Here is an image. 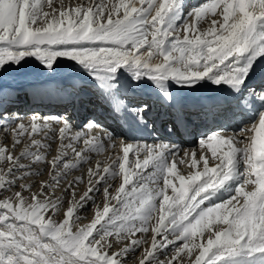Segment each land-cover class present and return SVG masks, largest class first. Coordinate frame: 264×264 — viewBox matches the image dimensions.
<instances>
[{
	"label": "snow or ice",
	"instance_id": "snow-or-ice-1",
	"mask_svg": "<svg viewBox=\"0 0 264 264\" xmlns=\"http://www.w3.org/2000/svg\"><path fill=\"white\" fill-rule=\"evenodd\" d=\"M46 2L52 12L44 11L40 0H0V68L6 64H19L25 57L33 56L52 69L58 57H67L83 66L95 79L110 82L118 69L124 67L136 80H151L168 99L164 84L169 79L181 86H192L200 80L210 79L217 85L225 84L239 92L245 87L256 59L264 55V0H212L194 8L188 14L193 23L185 20L179 28L174 26V20L179 17L171 14L179 10L182 0H138L139 7L136 0H119L111 7L100 0L88 7L65 8L61 4L59 9L53 7L52 0ZM217 8H222V20L212 19V26L207 31H199L197 23L208 13L215 16ZM180 28L184 32L182 38ZM156 57H162V61L153 63ZM248 98H252L253 103L264 104V87L249 88L247 96L238 98L237 104L246 106ZM11 102V94L0 90V108ZM147 109L145 104L140 111ZM6 119L0 113V121ZM46 128L50 130V126L41 123V118L36 115L30 117L27 126L20 122L12 128L17 137L12 147L21 143L20 137ZM72 131L73 126L65 118L59 129L62 147H72L71 143L63 144ZM240 132L254 133L243 148L236 146L244 141L235 135L218 132L202 138L199 146L209 149L211 158L219 162L210 166L207 155L201 154L197 158L193 151L190 167L198 168L202 162V170L187 176L178 174L175 158L179 155V148L176 145L167 142L134 145L122 141V162L119 158L113 161L118 172L115 167H104L101 174V162H97L95 171L89 168L88 191L79 202L73 201L59 224L48 213L56 214L60 205L50 198H39L50 186L46 183H41L39 193H31L29 203L21 191L0 199V264H124L122 258L146 242L136 236L149 232V222L154 214H158V222L151 227L154 233L152 243L144 250L138 264H185V255L188 264H235L241 258L255 260L257 256L264 257V112L259 114L258 125L253 123L250 129ZM81 138L85 145H92L84 151L103 148L102 143L92 144L96 137L89 139L81 131H75L71 139L79 141ZM106 138L112 141L113 135L108 132ZM32 145H40V141L33 138ZM73 151L82 162H86L82 152L74 148ZM130 153L137 156L136 169L151 166L155 171L148 177L130 173L126 167L129 166ZM140 153L146 154L142 161ZM21 156H33L34 163L44 159L29 150L22 152ZM169 157L172 158L171 164ZM0 160L10 162L7 171L0 169V192L8 191L17 180L31 175L25 173L6 179L26 167L20 163V157L7 151V145L0 147ZM61 161L62 156L50 161L53 170L60 168ZM185 162L183 158L179 161L181 164ZM240 164L244 165L243 173L237 172ZM69 167H76V164H63L65 170ZM119 173H123V182L117 197H111V185H108L103 188L105 201L110 197L118 199L129 209L135 205V210L125 214L113 212L109 216L112 209L106 202L103 211L91 224L73 231L75 213L85 208L91 194L98 192L108 175L115 178ZM237 174L242 175L243 180L234 189V195L213 206L201 207L214 191ZM61 175L58 172L54 178L57 183ZM133 175L137 177L136 181L131 179ZM253 176L256 178L252 179ZM169 177L178 180L179 186ZM149 179L154 184L162 180L163 188H149ZM81 181L82 177H78L68 185L73 197L74 184ZM129 184L130 190L126 188ZM248 185L255 187L246 190ZM20 187L30 192L33 186L21 184ZM168 188L173 195L167 194ZM238 198H242V203ZM157 199L162 201L159 205ZM75 218L79 219L78 216ZM214 224L227 227L212 230ZM97 225L103 229L100 239L93 235L94 231L100 230ZM205 231L211 232L206 243L203 242ZM157 236H162V240H157ZM198 236L200 243L196 242ZM111 237L117 242H127L119 251L109 254L103 249L113 247L110 239L106 241ZM177 241H182V246L170 258L161 260L156 257L158 251ZM195 249H199V254L193 257Z\"/></svg>",
	"mask_w": 264,
	"mask_h": 264
},
{
	"label": "bare ground",
	"instance_id": "bare-ground-1",
	"mask_svg": "<svg viewBox=\"0 0 264 264\" xmlns=\"http://www.w3.org/2000/svg\"><path fill=\"white\" fill-rule=\"evenodd\" d=\"M93 2H95V1H93ZM96 2H99V1L97 0ZM136 2H137V7H139L140 5L138 3V0H136ZM204 3H208V2L206 0H192L190 2L189 6L183 9L182 16H178L179 18L174 20V26H177V24L181 23L182 20H183V18H184V16L187 17L188 14L194 8H197L198 6H202ZM87 6H89V5H87ZM218 9L219 8H217V10ZM174 16H176V15H174ZM208 16L212 17L213 15L211 13H208L206 15V17H208ZM217 16H219V15H217ZM206 17H204V18H206ZM204 18H202L201 20H203ZM209 25L211 26V24H209ZM203 30L204 31H207L208 28L205 30V27H203ZM180 36L182 38L183 37V34L180 35ZM149 38H150V36H149ZM142 51H146V49L145 50H142ZM66 58L67 57H58L57 59H61L62 60V59H66ZM30 60H38V59H36L33 56H27L23 60H21L24 63L22 64V68L20 70H16L15 68H12V69L6 70L5 73H0V77H3V78L0 79V88H5L6 86H9V85H11V87L19 86V84L21 83L22 76L26 75L25 72L26 71H30L33 68L34 69L37 68V64L36 63H30L29 62ZM161 61H162V57H156V58H154L153 63H159ZM36 62L37 63H41L39 60L36 61ZM7 68H9V67H7ZM73 68L75 70H78V73L80 75H84V73H87L88 72L83 66L73 65ZM32 72H30V73H32ZM125 72L128 73V75H129L130 78H133L132 74L128 70H124L123 71V74ZM30 73H27V74L30 75ZM8 74H10V76L6 77ZM211 83H213V82L210 79L200 80L199 82L193 84L192 86H188L190 88V90H188L185 93V95L188 96V95L194 93V90H195V86L194 85H204V86H206V85H209ZM46 95H48V97H49V96H51L53 94L52 93H44L43 96H46ZM16 98H17L18 101L21 100L20 97H19V95L16 96ZM90 98H91V96H89V99ZM42 100H44V98H42ZM9 105H10V103H5V106H9ZM37 105H39L41 107H46L48 105V102L45 103V104L38 103ZM254 123L257 124V122H254ZM252 125H253V123H252ZM30 131L31 130L29 128V132ZM43 131H45V129ZM75 131H77V128L74 131H72V133H68L67 134V137L63 140V144L64 145H67V144L71 143L72 144V147H62L61 138H60V135L59 134L51 133V132H48V131H47L48 133H44V132L38 131V133H36V134H28V135H25V136L20 137L21 143L18 144V145H16L15 148H13L12 145L14 144L15 140L17 139L16 135L13 134L12 136H10L6 132H2V133L0 132V144H1V142H3L4 144L2 146L7 145V149H11L12 148V150L14 151L13 156L20 157V163L26 165V167L24 169H20L18 171H15L14 172V176H8V177H6V179H13L15 177L22 176L25 173H31V175L26 176L25 179L17 180L16 184L10 186L9 189H8V191H6V192H0V199H3L1 196H5L6 195V197L7 196L10 197V196H13V194L16 191H21L22 194L25 197L26 203H29V202H31V199H30L31 198V193H33V192L39 193L40 192L39 189H40L41 183L42 182L45 183L47 181L46 184H48L50 186L45 189V195L39 197L41 200L49 199L50 198L54 202H56L59 205H61L62 202H63V199H65V197L67 199H70V201L66 202L65 205L62 206L59 209V210H62L61 216L58 219V221L56 222L57 224H59V223H61L64 220V218H65L64 213L66 212L67 208L72 205L73 201L79 202L80 197L83 196L85 194V192L88 191V188L90 187V183H89V181H90V175L86 171L89 170V168H92L95 171L97 162H101V164H100L101 174H103V171L102 170H103L104 167H109L110 169L115 167L116 170H117V172H118V169H117L118 167L115 166V165H113V161L114 160H117L119 158L120 162H122L123 151H122V146H121L120 140L113 138L112 141H108L107 138H106L107 137L106 135H104L102 133H98L96 136H94V137H96V140L92 141V144L102 143L103 144V148L102 149H95V150L84 151L86 148H92V145H85V143L83 142V138H81L79 141L72 140L71 138H72V135L74 134ZM223 135H227V134H223ZM233 135H235L238 139H243V141H244L243 143H240V144L236 145L237 147L243 148L249 142L248 141V137H250L253 134H251V133L250 134L249 133H241L240 131H234L233 132ZM33 138L36 139V140H38V141H40V145H43V146H40V145L33 146L32 145V139ZM87 138H89V137H87ZM89 139H91V138H89ZM146 140L148 142L149 139H146ZM50 143H53L54 145L51 146L52 144H50ZM113 143L115 144V147H111V145ZM126 143H132L134 145H136V144H141L142 145V142H131V141L129 142V141H127ZM185 147H186L185 149L179 151V155L175 158L176 159V163H177V171H178V174H180V175L187 176V175H189L192 172H195V171H198V170H202V162L200 163V165H199L198 168L193 169V168L190 167V159H191V154H192L193 151L196 152L197 158H199V156L201 154L207 155L209 157V164H210V166H214L216 163L219 162L218 160H213L211 158V151L209 149H207L206 147L202 149L199 146L198 143L196 144V142H189V143H187L185 145ZM73 148L76 151L82 152V155L84 157H86V162H82L80 160V158H78L75 155V152L73 151ZM58 149H60V150H58ZM25 150H30L32 153H37V154L41 155L44 158L43 159L44 162L41 161L43 164H41V162L40 163H33V161H32L34 159L33 156L22 157L21 156V153L24 152ZM48 150H49V152H48ZM185 152L188 153L187 156H185ZM219 154H220V152H218V155ZM145 155H146L145 153H140L139 154V159L142 161L145 158ZM57 156H62L61 165H60V168L59 169L53 170L50 161H52ZM24 158H26L25 159L26 161H24ZM181 158H183L186 162L183 163V164L179 163V161H180ZM136 159H137V156L135 154H133V153H130L129 154V166H126V167H128V170H129L130 173H141L145 177H148V176H150L149 173H151V172L153 173L155 171L154 168H152L151 166H149L147 169H136L135 168V161H136ZM63 160H66L68 164H76V167H69L68 169L65 170L63 168V164H64V161ZM171 160L172 159L169 158V164H171ZM27 162H29L28 165L26 164ZM37 164L43 165V168H38ZM0 165H1L0 166V169L2 167L4 171H7L6 165L7 166L8 165L10 166V162L0 160ZM243 167H244L243 164L238 165V169L239 170L241 168H243ZM78 168L79 169L80 168L81 169L83 168L84 171H82L80 173V177H82V181L79 182V183H75L74 184L75 196L73 197L72 190L68 188V185L70 183H73L74 181H76V178L78 176L76 174L75 175L74 174H72V175L70 174L69 175V173L70 172L72 173V171H74V173H75V170L78 169ZM40 170H45V172L44 171H43L44 173L42 172L43 173V176H42V178H39V180H38L37 177H36L37 176L36 173L38 174V172ZM58 172L59 173H62V175L59 177V182L58 183H60V181L62 179H64V180H62L63 182L60 183L58 187H62L64 191H65V189H67L65 192L64 191L60 192V189L61 188H59L57 192H54V190H52V186L53 187L54 186L57 187V184L58 183L56 182V179H54V178L57 176V173ZM77 174H79V173H77ZM31 176H35V178H31ZM241 177H243V176L240 175V174H237V175H234V177L232 179L227 180L222 187H220L218 190H216L217 193H216V191H214L211 194V196L213 198V201H211L208 204L205 203L204 205H201V207L202 208L203 207H210V206H213V204L221 203L222 201H226L227 199H229L232 195H234V189L242 181L241 179H243V178H241ZM169 178L170 179H173V182L177 186H179V181L178 180H175L172 177H169ZM255 178H256L255 176L252 177V179H255ZM35 179H37V180L35 181ZM91 179L94 180L95 177H92ZM131 179L133 181H136L137 177L133 175V176H131ZM122 182H123V173H119L118 176L115 177V178H113L110 175H108L106 181L99 186V190H98L97 193H99V192H102L103 193V188L105 187V185H111V187L109 188V190H112L111 197H117L118 189H119V187H120V185H121ZM21 184H25V185H32L33 184L32 185L33 187L31 188V191L29 192V191H25L24 189H21V187H20ZM147 184H148V187L151 188V189L163 188V181L162 180L159 182V184H154L149 179L147 181ZM86 185H87V187H86ZM14 187H15V190L13 191L12 188H14ZM254 187H255V185H248V186H246V190H252ZM126 188H128L130 190L131 184L127 185ZM166 191H167V194L168 195H170V196L173 195V193L171 192V189L170 188H168ZM95 193L96 192H93L91 194V197L92 198L89 199L86 202L85 208L88 206V202H90V200L93 199V197H94L93 195H95ZM111 197L108 199V201H105V197L104 196L102 197L101 200H99V198L96 197L94 199L95 202L96 201H100V202L103 203V205H101L102 207L100 208V210H98V211L95 212V208H93L92 214L89 217L85 216L84 219H87V220L81 221L79 224H77L75 226L74 229H76V228L78 229V228H80L82 226H86V225L91 224L93 222V220L96 218L95 214L98 213V212H102L103 211V207H104V205H105L106 202L108 203V206L110 207V209H112V211L109 212V216L113 215V212H117L119 214H125V213H130V212H132V211L135 210V205H134L133 208L128 209V210L125 207V209H126L125 212H122V210H120V209L118 211V208L120 207V206L118 207V205L120 204V202H118L117 200H116V202H118V203H116V205L113 208H111L113 206V203L115 202V199H113ZM238 199H240L242 201V198H238ZM161 202L162 201L160 200L159 203H158V205ZM122 204L123 203H121V205ZM83 210H84V208H82L81 209L82 212H79L78 214L80 215V213H81L82 215H85V212H83ZM173 211H175V209H173ZM48 215L52 217V215H54V214H52L50 212V213H48ZM46 219H47V216H46ZM106 219L107 218H105V220ZM73 221L75 222L76 221V218L73 217ZM157 222H158V216L156 218V221H154V219H152V221L150 222V230H149L150 231V235H149V241H148V247L147 248H149V246H150V244L152 242V236L154 235V233H152V231H151V227H154L157 224ZM101 223L103 224L104 221H102ZM99 227H101V226L100 225H97V228L98 229H99ZM211 227L213 229L217 230V229H220V228H225V227H227V225L214 224ZM95 232H97V231H94V233ZM209 232L206 231L205 235L206 236H207V234L209 235ZM94 233H93V235H94ZM169 239H172V237L169 236ZM157 240H162V236H157ZM204 241H206V240H204ZM179 243L180 242L177 241L175 244L170 245L167 249H170L172 246L177 247V245ZM119 249L120 248H116V251H119ZM167 249H165L164 252H166ZM172 253H174V252H172ZM171 255H173V254H171ZM122 259H124V258H122ZM260 261H261V259H260ZM134 264H138V262L136 261Z\"/></svg>",
	"mask_w": 264,
	"mask_h": 264
},
{
	"label": "rangeland",
	"instance_id": "rangeland-1",
	"mask_svg": "<svg viewBox=\"0 0 264 264\" xmlns=\"http://www.w3.org/2000/svg\"><path fill=\"white\" fill-rule=\"evenodd\" d=\"M41 1V3H42V5H43V10L44 11H48V12H52V8H49L48 7V5H47V2H46V0H40ZM93 1H95V2H93ZM97 0H52V5H53V7L54 8H57V9H59V7H60V5L62 4L65 8H69V7H71V8H75V7H77V6H84V7H88L87 5H89V6H92L94 3H99L100 2V0H98L99 2H96ZM208 3H210L212 0H206ZM90 2V3H89ZM103 2L105 3V4H108V6L109 7H111V5L112 4H118L119 3V0H103ZM126 2H127V0H126ZM220 9V8H219ZM217 10V14L215 15V16H212V17H210V16H208V17H206V18H204L203 20H201V21H199L198 23H197V25H196V27H197V29L199 30V31H201V32H203L204 30H203V27H205V30L208 28H210L211 26L209 25V24H211V20L212 19H217V20H222V16L220 15V12L222 11V8L220 9V10ZM122 12L120 13V15L122 16L123 15V10H121ZM153 14H154V12H153ZM172 16H173V14H171ZM217 15H219V16H217ZM211 19V20H210ZM185 20H188V23L189 24H191V23H193V18H191V17H184L183 18V20H182V22L181 23H179V24H177V26H175V27H177V28H179V26H181L183 23H184V21ZM202 28V29H201ZM184 35V32H183V29L182 28H180L179 29V35ZM192 34H190V36H191ZM36 61H38V60H30L29 62L30 63H37ZM158 61V60H157ZM29 63V64H30ZM26 64V63H25ZM34 70V68L33 69H31L30 71H26L25 73L27 74V73H30V72H32ZM31 74V73H30ZM86 73H84V75H85ZM1 78H3V77H0V79ZM10 136H12L11 134H9ZM67 141V140H66ZM4 143L3 142H1V144H0V147L3 145ZM50 144H52L51 146H53L54 144L53 143H50ZM61 149V148H60ZM60 149H58V150H60ZM7 151L8 152H10L12 155L14 154V151L12 150V148L11 149H7ZM12 151V152H11ZM30 151V150H29ZM46 152V151H45ZM48 152H49V150H48ZM17 157V156H16ZM26 158H24V161H26L25 160ZM33 161V160H32ZM43 161V160H42ZM64 161V163H67V161L66 160H63ZM44 162V161H43ZM34 163V162H33ZM27 165L29 164V162H27L26 163ZM41 164H43L42 162H41ZM41 164H37V166H38V168H43V165H41ZM1 166V165H0ZM6 167L8 168L9 167V165L7 166L6 165ZM1 169H3L2 167H1ZM118 169V168H117ZM77 170V171H76ZM75 170V173H74V171H72V173L70 172L69 173V175L71 174H76L78 177H80V173L82 172V171H84V169L82 168H78V169H76ZM45 172V170H40L39 172H38V174L36 173V177H37V179L39 180V178H42V176H43V173ZM243 171H244V167L243 168H241L240 170L237 168V172H239V173H243ZM43 172V173H42ZM88 174H89V172H88V170L86 171ZM77 173H79V174H77ZM35 174V173H34ZM54 175V174H53ZM49 176V175H48ZM111 176V175H110ZM118 175H116L115 177H117ZM77 177V178H78ZM112 177V176H111ZM31 178H35V176H31ZM241 178H243V177H241ZM37 179H35V181L37 180ZM62 180H64V179H62ZM60 181V183H62L63 181ZM241 180H243V179H241ZM45 183H47V181L45 182ZM60 183H58L57 184V187L56 186H52V190H54V192H57L58 191V189L59 188H61L60 189V192H62V191H64L63 190V188L62 187H58L59 186V184ZM33 185V184H32ZM88 185V184H87ZM87 185H86V187H87ZM105 186H108V185H105ZM85 187V188H86ZM13 189V191L15 190V187L14 188H12ZM65 189V188H64ZM41 190V188L39 189V191ZM67 189H65V191H66ZM64 191V192H65ZM109 192H110V194H112V190H109ZM100 193V194H99ZM99 193H95V195H93L94 197H93V199L92 200H90V202H88V206L86 207V208H84V210H83V212H85V215H82L81 213H80V215L78 214L79 212H82L81 211V209L79 210V211H77L76 212V214L74 215V218L76 217V216H78L79 217V219H76V221L74 222L73 221V231H76V229H74L75 228V226L77 225V224H79L81 221H84V220H87V219H84L85 218V216H87V217H89L91 214H92V210H93V208H95V212L96 211H98V210H100V208L102 207L101 205H103V203L102 202H100V201H96L95 202V198L96 197H98L99 198V200H101L102 199V197L104 196L103 195V193L102 192H99ZM7 194V193H6ZM59 196V195H58ZM57 196V197H58ZM2 198H5L6 197V195L5 196H1ZM8 197V196H7ZM6 197V198H7ZM65 197V196H64ZM63 198V197H62ZM116 200L118 201V202H120L118 199H115V204L113 203V206L111 207V208H113L115 205H116V203H118V202H116ZM159 199H157V201H156V203H157V205H158V203H159V201H158ZM240 200V199H239ZM68 201H70V199H67L66 197H65V199H63V202H62V204L60 205V208L62 207V206H64L65 205V203L66 202H68ZM110 202V201H109ZM242 201L240 200V203H241ZM233 203L235 204L236 203V201H233ZM123 205V204H122ZM121 205V202H120V204L118 205V211H119V209L120 210H122V212H125V206L123 205L122 206ZM122 207V208H121ZM59 208V209H60ZM127 208V207H126ZM129 208H127V210H128ZM124 210V211H123ZM61 212H62V210H59L56 214H54V215H52V219L55 221V222H57L58 221V219L60 218V216H61ZM94 212V213H95ZM121 212V211H120ZM99 213V212H98ZM98 213H96L95 214V216L98 214ZM87 214V215H86ZM157 216H158V214H154V216H153V219H154V221H156V218H157ZM75 220V219H74ZM152 221V220H151ZM150 221V222H151ZM150 222H149V224H150ZM105 226H107V225H105ZM101 227H99V229H100ZM212 230H215V229H213L212 228ZM209 232V231H208ZM205 233H206V231L204 232V235H203V242H205L206 243V241H207V238H208V236L209 235H211V232H209V235L207 234V236L205 235ZM101 235H103V229L101 228L99 231H97V232H95L94 233V237H95V239H100V236ZM149 235H150V231L148 232V233H138L137 234V236H136V238H138V239H141V240H144V241H146L145 243H142L140 246H139V248L137 249V250H135V251H133V252H129L128 254H127V256L126 257H123L124 259H123V261H124V264H134L136 261L138 262L139 261V259L140 258H142V255H143V252H144V250L148 247V241H149ZM91 239V238H90ZM111 240V243H112V245H113V247L111 248V249H107V248H105V249H103L104 251H108L109 252V254H111L113 251L114 252H117L116 251V248H122L123 246H124V244L127 242V241H124V240H122V241H119V242H117V240L115 239V237H111V238H106V241L107 240ZM201 238L198 236L197 238H196V242L197 243H200L201 241ZM204 240H206V241H204ZM180 243L177 245V247H174V246H172L170 249H167L166 250V252H164V250H161V251H159L158 253H156V256H157V258L158 259H161V260H165V259H168L169 257H171L172 255L171 254H174V253H172V252H175L176 251V249L178 248V247H180V246H182V241H179ZM152 243V242H151ZM150 246H151V244H150ZM149 246V247H150ZM174 250V251H173ZM171 253V254H170ZM158 254V255H157ZM196 254H199V249H195L194 250V253H193V255L195 256ZM193 256V257H194ZM260 259H261V261H264V257H259V256H257L256 258H255V261L254 260H252L251 258H248V259H243V258H241V259H238V260H236L235 261V264H262V262L260 261ZM184 261H185V264H188V258H187V256H184ZM240 262V263H239ZM253 262V263H252ZM258 262V263H257ZM260 262V263H259ZM225 264H227V262H225Z\"/></svg>",
	"mask_w": 264,
	"mask_h": 264
}]
</instances>
